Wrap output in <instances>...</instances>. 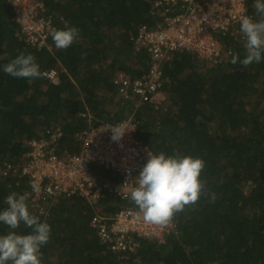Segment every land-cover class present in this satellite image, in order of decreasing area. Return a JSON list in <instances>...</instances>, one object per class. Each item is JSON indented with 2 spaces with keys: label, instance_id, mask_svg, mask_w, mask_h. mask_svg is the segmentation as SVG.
Segmentation results:
<instances>
[{
  "label": "trees",
  "instance_id": "obj_1",
  "mask_svg": "<svg viewBox=\"0 0 264 264\" xmlns=\"http://www.w3.org/2000/svg\"><path fill=\"white\" fill-rule=\"evenodd\" d=\"M33 1L43 5L42 16L54 29L67 22L80 30L66 50L55 47L52 35L44 46L31 47L16 36L10 3L0 0V169L8 164L15 170L0 175V210L7 208L10 193L28 196L30 213L51 227L42 264H264V60L246 68L233 64V54L244 58L245 39L219 35L215 61L178 48L154 62L146 47L134 45L141 27L153 30L159 22L154 0ZM253 4L249 0L247 7L255 21ZM20 53L35 56L40 78H14L3 71ZM154 65L161 74L159 107L135 109V101L122 99L114 81L119 74L129 82L143 79ZM55 69L57 83L43 76ZM132 113L136 140L154 154L205 162V189L195 205L176 214L163 243L141 239L135 253H121L108 250L89 223L96 213L135 207L131 200L103 191L95 205L77 196L36 202L22 167L29 161L23 155L30 142L46 131L47 138L62 133L55 148L63 156L79 152V132L115 125ZM91 170L101 184L120 182L112 172ZM9 231L0 224V235ZM15 231L31 229L21 224Z\"/></svg>",
  "mask_w": 264,
  "mask_h": 264
},
{
  "label": "built area",
  "instance_id": "obj_2",
  "mask_svg": "<svg viewBox=\"0 0 264 264\" xmlns=\"http://www.w3.org/2000/svg\"><path fill=\"white\" fill-rule=\"evenodd\" d=\"M17 24V35H22L24 43L33 47L46 44L54 27L51 19L40 15L42 5L33 0H8ZM249 0H154L153 13L159 22L153 30L141 27L134 45L146 47L154 62L166 59L167 52L185 49L196 52L200 58L215 61L219 55L221 37L244 40L240 32L242 16H250ZM217 37V38H215ZM160 72L156 65L143 78L129 82L122 74L114 81L119 86L122 99H133L137 109L150 104L154 110L159 107L158 89L161 86ZM43 76L57 83V71L50 70ZM134 113L127 120L115 125L89 127L76 136L80 142L79 152L56 153V141L61 132L42 133L41 138L30 142L29 158L22 167V175L28 176L33 191V201L42 200L46 204L51 197H81L89 205L97 204L103 191L116 194L121 199H129L137 186L138 174L147 162L148 155H155L147 146L135 138L136 122ZM109 127H119L126 131L119 141L111 139ZM92 168L109 171L118 176L119 183H100ZM11 165L0 169L1 176L14 173ZM43 209V208H42ZM40 209V210H42ZM42 212V211H40ZM89 226L95 231L99 241L108 250L121 253H135L140 240L164 242V237L172 230V225L161 226L146 222L138 214L136 206H126L113 215L96 213Z\"/></svg>",
  "mask_w": 264,
  "mask_h": 264
},
{
  "label": "clouds",
  "instance_id": "obj_3",
  "mask_svg": "<svg viewBox=\"0 0 264 264\" xmlns=\"http://www.w3.org/2000/svg\"><path fill=\"white\" fill-rule=\"evenodd\" d=\"M253 7L259 19L254 21L245 15L240 20V32L245 39L244 58L240 59V54L235 53L231 61L245 68L264 60V0H254ZM42 9L41 16L45 12L43 5ZM51 35L55 47L66 50L79 39L80 30L68 26L66 22L63 29H52ZM3 71L14 78L38 79L41 76L40 66L32 54L20 53L3 67ZM107 130L111 131L113 141H119L126 132L119 127H109ZM204 168L205 162L200 158L178 153L165 155L163 152L148 155L147 162L138 174L137 186L130 193L138 214H142L148 223L170 225L177 213L195 205L200 199L205 189L201 180ZM95 176L98 180V176ZM33 191L38 192L39 189L33 186ZM27 200L26 194L16 192L5 198L7 208L0 210V224L7 226L10 231L0 235V264H42L41 248L50 240L51 227L46 221L41 222L39 216L30 213ZM21 224L30 228L31 232L18 234L15 230Z\"/></svg>",
  "mask_w": 264,
  "mask_h": 264
},
{
  "label": "rangeland",
  "instance_id": "obj_4",
  "mask_svg": "<svg viewBox=\"0 0 264 264\" xmlns=\"http://www.w3.org/2000/svg\"><path fill=\"white\" fill-rule=\"evenodd\" d=\"M162 97H163V94L159 93V96H158V101H159V102H161L160 100L162 99ZM115 102H116V101H115V99H114V100H113V103H112V105H111V107L114 105Z\"/></svg>",
  "mask_w": 264,
  "mask_h": 264
}]
</instances>
